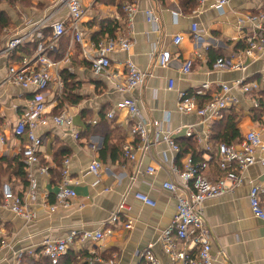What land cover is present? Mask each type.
<instances>
[{
	"label": "crops",
	"instance_id": "0c3cea01",
	"mask_svg": "<svg viewBox=\"0 0 264 264\" xmlns=\"http://www.w3.org/2000/svg\"><path fill=\"white\" fill-rule=\"evenodd\" d=\"M53 1L29 0L25 8L0 2V12L12 21L10 27L1 32L0 52L11 37L24 33L25 20L37 23L49 15ZM80 1L83 5V0ZM84 1L85 15L81 20L84 51L94 56L98 40L107 38L103 31L107 25L115 28L111 37L127 35L126 17L121 10L125 2ZM133 3L137 12L132 33L128 35L131 47L127 52L111 56L109 76H95L83 48L70 37L60 39L49 54L56 68L42 101L48 117L67 114L78 130L79 138L73 139L70 133L58 129L49 119L36 130L42 141L38 150L41 165L47 167V173L41 174L36 168L32 171L36 199L31 207L33 218L30 221L6 207L2 189L7 186L19 196L27 189L16 175L18 163L24 166L21 156L24 141L16 140L12 131L26 104L39 95L6 82L8 68L16 65L20 60L17 58L23 55L15 53L19 48L11 55L0 53V131L5 138V144L0 145V165L3 164L11 175L0 179V231L3 233L0 235V264H47L48 260L40 253L45 240L60 239L73 231L96 230L106 231L109 235L99 242L75 241L58 264H99L96 259L110 264H142L138 254L150 247L160 264H178L169 260L158 243L161 232L171 224L176 212L175 197L164 190L162 184L178 182L171 165L181 168L184 158L189 155L171 156L164 144H157L149 152L138 153L136 162L125 161L121 154L123 145L136 147L137 144L128 133L129 118L126 112H117L112 120H107L105 115L119 100L131 98L147 124L158 122L161 131L169 133L176 143H181L179 145L193 139L204 152L202 158L205 160L209 154L203 148L207 143L211 144L204 134L211 130L212 124H203L193 115L177 113V93L191 94L204 83L232 84L240 79L258 81L261 87L264 86V57L255 63L245 62V71L212 70L218 58L241 57L243 30L238 31L236 20L244 14L263 11L264 0H231L222 13L214 9L212 0L202 4L196 0L195 9L190 13L181 12L178 0H134ZM146 11H152L155 23L147 22ZM65 17L66 12L62 11L56 20ZM193 26L198 29L196 37L191 33ZM49 33V29L43 30L45 36ZM177 35L183 40L180 45L173 46L172 39ZM164 48L170 52V61L167 67L159 68L156 58ZM190 60L191 71L184 74L182 67ZM126 61L132 62L147 77L142 86L128 94H119L114 84L123 78ZM57 79L62 84L59 94ZM170 81L174 82L172 90H168ZM257 97L263 103L254 121L250 117L253 94H237L239 105L234 111L239 115L237 129L241 138L251 130L264 136V94L259 92ZM188 132H191L190 137ZM197 137L201 139L197 141ZM103 146H106L104 153ZM210 155L214 158V153ZM66 160L68 164L64 166ZM93 162L101 164L99 178L89 172ZM65 169L76 194L66 207L58 204L54 197L57 182ZM218 174L215 162H210L205 175L216 178ZM263 174L264 169L258 165L247 169L241 187L204 204L203 220L209 230L211 253L216 264L223 261L227 264H264V221L253 217L247 199L250 184L260 182ZM136 192L153 199L155 208L137 202L134 199ZM121 202L126 205L122 211L119 210ZM51 207H55L54 212L50 211ZM116 213H119V222L109 225L108 219ZM125 217L132 222L129 230L122 225L127 220ZM1 242L5 243L1 245ZM19 251L32 254L18 262L15 254Z\"/></svg>",
	"mask_w": 264,
	"mask_h": 264
},
{
	"label": "built area",
	"instance_id": "2783aa9c",
	"mask_svg": "<svg viewBox=\"0 0 264 264\" xmlns=\"http://www.w3.org/2000/svg\"><path fill=\"white\" fill-rule=\"evenodd\" d=\"M6 0H0L5 2ZM205 0H198L202 4ZM231 0H212L214 9L222 13L223 9L229 5ZM122 13L126 17L127 35L107 37L99 41L94 48V56L87 54L84 48V32L81 29V20L85 15V8L80 0H54L52 11L37 23L25 20V31L20 36L10 38L1 54L11 55L14 51L28 41H37L35 50L30 55L21 57L16 65H11L6 73V82L17 86L25 91L38 94V98L29 101L24 108V113L20 116L13 128L12 135L16 140L24 141L21 149L22 161L27 173L28 187L24 195L14 194L7 186L2 189L3 200L15 215L30 221L33 218L32 205L35 202L34 180L32 171L47 173V167L41 165L39 148L42 146L41 138L36 135V130L47 124L48 119L58 129L70 133L73 139L79 138V132L75 128L71 118L60 113L48 117L46 105L42 98L47 93L53 81L52 73L56 68V63L51 62L50 52L54 51L56 43L63 37H70L71 41L83 48V54L90 62L91 71L95 76H109L111 68V56L117 52H127L131 47L128 35L132 33L134 17L137 12L135 3H125L122 6ZM66 12V17L56 20L57 15ZM176 18L178 14L175 12ZM147 22L153 24L155 19L152 11H146ZM238 31L243 30V45L241 57L218 58L213 66L214 72L235 70L245 71L248 63H255L264 57V12L244 14L236 20ZM49 29L46 36L43 30ZM191 33L194 37L198 34V29L193 26ZM7 35H10L9 33ZM183 37L180 35L172 39L173 46L181 44ZM170 61L168 48L162 49L156 58V65L165 68ZM192 61L186 62L181 72L190 73ZM147 75L140 72L136 66L126 61L124 64V75L121 80L115 81L114 89L119 94H128L134 89L143 85ZM264 80V75H263ZM57 79L58 94L62 84ZM174 82L170 81L168 90H172ZM261 90L258 81H246L240 79L232 84L225 83H204L197 90L188 94L178 92L176 98V112L184 115H193L203 122V124H213L224 119L229 109L239 105L237 94L247 96L253 94V108L259 107V97L257 94ZM58 96V95H57ZM60 96V95H59ZM207 96L208 99L202 98ZM117 112H126L130 127L129 136L137 140L136 147L130 144L123 145L121 149L122 157L125 161L134 163L137 161L138 153L149 152L155 145L164 144L171 156H178L180 148L167 132H162L158 122L147 124L142 118L136 102L131 98H124L116 102L106 113V119L112 120ZM192 128L190 127L189 130ZM210 130L204 134L208 141ZM191 136V132H188ZM199 141V137L196 138ZM5 144L4 133L0 131V145ZM203 150L209 154L203 161H193L192 158H184L181 168L175 164L171 165L172 173L178 177V182L167 181L162 184V188L175 197L176 212L171 224L165 228L158 238V243L163 253L172 263L178 264H216L211 253V243L209 230L204 224L203 207L207 201L214 200L229 194L233 190L241 187L244 183L243 173L256 165L264 169V136L257 131L251 130L244 135L242 140L236 145L219 143L214 151L207 143ZM214 153V158L210 154ZM215 162L218 169L216 178H209L205 172L210 164ZM68 160L64 162V166ZM101 164L93 162L89 166V172L99 178ZM264 175V174H263ZM67 170L62 171V178L56 186L55 201L66 207L71 199L76 197L72 189L71 182L67 177ZM134 199L149 208H155L156 202L149 196L136 192ZM248 204L254 218L264 221V177L260 182L251 183L248 189ZM126 205L121 202L119 210H125ZM55 207L50 211L54 212ZM127 218L125 217V220ZM119 222V213L113 214L108 219L109 225ZM126 230L132 228V222L126 220L123 224ZM3 234L0 231V235ZM109 234L103 230L70 232L63 238L51 240L47 239L41 244V254L50 262L57 264L59 259L66 254V251L74 244L85 242L102 241ZM5 242H1L3 245ZM30 251H19L15 254L17 261L25 260ZM142 264H160L153 255L151 247L138 254ZM99 264H110L96 259ZM115 264V263H113ZM219 264H227L225 261Z\"/></svg>",
	"mask_w": 264,
	"mask_h": 264
},
{
	"label": "trees",
	"instance_id": "16d2710c",
	"mask_svg": "<svg viewBox=\"0 0 264 264\" xmlns=\"http://www.w3.org/2000/svg\"><path fill=\"white\" fill-rule=\"evenodd\" d=\"M6 2L9 3V5H13V6L19 5L22 8L28 7L29 5V0H6ZM122 2L133 3L134 0H123ZM195 6H196V0H178V7L183 13L192 12L195 9ZM8 23H9L8 17H6L4 13L0 12V35H1L2 30L8 27ZM110 26L111 25H107L106 28H103L104 34L107 35V37H111L115 30V28H113L112 26L110 27ZM103 39H99L98 42ZM35 42L37 41H28V42H25L23 45H21L19 49L15 51V53L20 52L23 55L18 58L17 57L15 58L21 59V57H23L24 55L32 54V52L35 50L36 45H37V43ZM242 48H244L243 44H242ZM260 93L264 94V86L261 87ZM262 103H263V100L260 99L259 107L257 108L252 107L250 109V117L254 121L257 119L260 113ZM238 120H239L238 112L234 111V108H232L229 110L228 114L225 115L224 119L214 122L211 125V130H210L211 132L209 135V138H210L209 143L211 144V147L212 146L215 147L219 143H225L227 145L238 144L242 140L241 134L239 133L237 129ZM105 144H106V141H105ZM176 144L179 145L181 143H176ZM214 147H213V151H214ZM179 148L181 150L179 153V156L189 155L192 158V160L196 162L204 160V158H202V156L204 155V152L199 150L196 142L193 139H188L187 141H184L182 145H179ZM105 150H106V146H103L102 152L104 153ZM2 165H0V179L5 176L6 177L11 176L10 172H8V169L7 168L5 169ZM16 175L21 178L23 185L27 188L28 186V180L26 176L27 174H26V170L24 169V166L21 163H18V172L16 173ZM60 180L57 182V184L60 182ZM47 264H50V262H48Z\"/></svg>",
	"mask_w": 264,
	"mask_h": 264
},
{
	"label": "rangeland",
	"instance_id": "374dc122",
	"mask_svg": "<svg viewBox=\"0 0 264 264\" xmlns=\"http://www.w3.org/2000/svg\"><path fill=\"white\" fill-rule=\"evenodd\" d=\"M83 5H84V7H85V1H84V0H83ZM10 6H13V5H10ZM8 20H9V23H8V28H9L10 25H11V22H12V21H11V19H9V18H8Z\"/></svg>",
	"mask_w": 264,
	"mask_h": 264
}]
</instances>
